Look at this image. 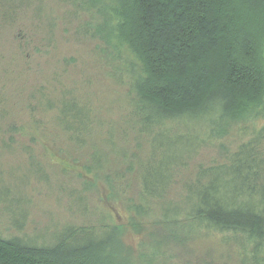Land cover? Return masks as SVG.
<instances>
[{
	"label": "trees",
	"instance_id": "trees-1",
	"mask_svg": "<svg viewBox=\"0 0 264 264\" xmlns=\"http://www.w3.org/2000/svg\"><path fill=\"white\" fill-rule=\"evenodd\" d=\"M3 1V16L10 18L24 0ZM67 2L77 15H87L77 31L107 42L115 38L132 59L113 66L128 89L123 123L145 138L148 149L127 166L139 181L130 209L148 217L157 206L154 217L167 237L207 228L239 236L258 252L264 247V122L253 125V119L264 116V0ZM45 99L69 141L91 146L90 158L101 167L108 159L97 145L116 148L113 125L95 141L86 104L69 92L56 102ZM248 119L250 137L223 162L198 166L195 179L184 184L183 205L166 200L188 158L230 123ZM119 155L128 156L125 150ZM123 253L112 220L97 227L65 225L40 245L0 235V264H129Z\"/></svg>",
	"mask_w": 264,
	"mask_h": 264
},
{
	"label": "rangeland",
	"instance_id": "rangeland-1",
	"mask_svg": "<svg viewBox=\"0 0 264 264\" xmlns=\"http://www.w3.org/2000/svg\"><path fill=\"white\" fill-rule=\"evenodd\" d=\"M22 2L9 18L0 0V235L40 245L65 225L97 227L105 219L117 225L129 264H264V247L254 252L239 236L199 228L174 239L154 217L157 206L148 217L130 209L139 181L127 166L148 149L123 123L128 89L113 66L131 56L115 38L77 31L87 15H77L67 0ZM67 92L90 108L95 141L113 125L116 148L98 143L108 159L99 168L90 158L93 148L69 141L55 107L46 103ZM263 122L261 115L253 119V125ZM251 125L250 119L230 123L212 136L179 170L166 200L184 203V184L195 179L198 166L223 162L250 137Z\"/></svg>",
	"mask_w": 264,
	"mask_h": 264
}]
</instances>
